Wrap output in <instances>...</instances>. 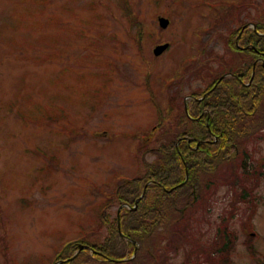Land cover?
<instances>
[{
	"label": "rangeland",
	"instance_id": "374dc122",
	"mask_svg": "<svg viewBox=\"0 0 264 264\" xmlns=\"http://www.w3.org/2000/svg\"><path fill=\"white\" fill-rule=\"evenodd\" d=\"M225 1L231 6L215 11L203 0H0V264H48L83 231L98 244L109 237L107 224L95 231L98 208L116 181L144 175L154 161L146 148L162 127L156 105L180 108L210 81L196 76L199 64L216 68L211 55L225 50L234 56L226 43L237 13L250 20L239 8L228 15L238 0ZM158 15L170 19L166 28ZM203 26L210 30L201 39ZM161 42L169 47L154 56ZM188 56L197 61L181 65ZM177 68L182 78L167 93L163 78ZM141 131L153 133L146 145L136 144ZM256 145L254 156L264 155V141ZM258 181L255 205L238 201L227 219L234 235L227 264H264V170ZM226 191L217 189L202 211L204 240L225 215ZM117 208L115 200L104 212L110 222ZM184 257L178 251L172 264ZM80 258L76 264H108L90 251Z\"/></svg>",
	"mask_w": 264,
	"mask_h": 264
},
{
	"label": "trees",
	"instance_id": "16d2710c",
	"mask_svg": "<svg viewBox=\"0 0 264 264\" xmlns=\"http://www.w3.org/2000/svg\"><path fill=\"white\" fill-rule=\"evenodd\" d=\"M233 5L228 15L234 16L239 8L246 10L243 16L250 20L244 21L237 13L238 25L231 28L226 43L234 56L227 58L229 53L225 50L222 54L211 55L219 63L216 68L199 64L196 76L207 77L213 83L207 84L203 91L190 93L193 98L204 95L200 100L189 102L191 117L185 114L182 104L179 108L169 102L166 112L156 105L162 127L153 145L146 148L155 155L154 161L145 166L144 175L119 182L112 198L98 208L95 231L107 224L109 237L98 244L90 241L92 232L83 231L78 242L87 245L85 248L73 256L78 244L72 242L61 248L49 264L56 261L76 264L89 251L95 261L108 264H172V256L178 251H183L185 256L181 264L228 263L234 235L227 219L235 211L236 202L251 204L253 201L255 205L254 189L264 170V155L255 157L252 152L256 144L264 141V0L261 3L238 0ZM250 7L256 18L251 15ZM248 22H253L255 29L246 25L239 35L241 27ZM141 32L142 25L137 24V34ZM256 59L259 61L253 69ZM225 72L233 75L216 83ZM182 90L179 86L177 92L181 94ZM175 108L179 109L174 114ZM152 134L150 132L141 144H148ZM139 155L137 159H141V153ZM221 186L227 188L228 208H225V215L219 217L212 239L204 240L203 212L208 214L214 193ZM153 190L158 192L151 202L148 194ZM115 200L121 206L119 220L116 211L110 222L104 212ZM247 218L250 219L249 214ZM118 221L123 236L119 233ZM201 241L210 242L203 244Z\"/></svg>",
	"mask_w": 264,
	"mask_h": 264
},
{
	"label": "water",
	"instance_id": "95a60500",
	"mask_svg": "<svg viewBox=\"0 0 264 264\" xmlns=\"http://www.w3.org/2000/svg\"><path fill=\"white\" fill-rule=\"evenodd\" d=\"M158 21H159V26L161 28H166L168 26V24H169V20L167 18H165V17H159L158 18ZM167 46H168V43L156 45L154 47V49H153V53L155 55H159V54H161L167 48ZM120 234H122V233L120 232ZM82 248H83V245H79L78 246V250H80ZM109 260H111V259H109Z\"/></svg>",
	"mask_w": 264,
	"mask_h": 264
},
{
	"label": "bare ground",
	"instance_id": "6f19581e",
	"mask_svg": "<svg viewBox=\"0 0 264 264\" xmlns=\"http://www.w3.org/2000/svg\"><path fill=\"white\" fill-rule=\"evenodd\" d=\"M57 262V261H56Z\"/></svg>",
	"mask_w": 264,
	"mask_h": 264
}]
</instances>
